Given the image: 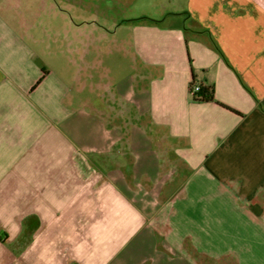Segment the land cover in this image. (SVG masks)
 Here are the masks:
<instances>
[{"label": "crops", "instance_id": "crops-1", "mask_svg": "<svg viewBox=\"0 0 264 264\" xmlns=\"http://www.w3.org/2000/svg\"><path fill=\"white\" fill-rule=\"evenodd\" d=\"M59 1L0 0V264H264V0H152L96 100Z\"/></svg>", "mask_w": 264, "mask_h": 264}, {"label": "rangeland", "instance_id": "rangeland-1", "mask_svg": "<svg viewBox=\"0 0 264 264\" xmlns=\"http://www.w3.org/2000/svg\"><path fill=\"white\" fill-rule=\"evenodd\" d=\"M106 1L107 0H73L72 4H67L65 0H60L58 3L64 12L67 24H63L62 39L56 41L57 45H54L55 41L51 37L48 38L47 41V46L52 44L53 48L59 47L65 51L77 48L81 50V48L84 47H89L95 51L96 55L89 57V60L92 58L94 69L91 72L92 79L89 80L88 84H85L88 88L84 93V96L89 95L95 100L103 98V95L108 93L107 88L110 84H117L127 75H131L134 70L132 62L133 57L130 55L129 51L131 47L128 38L129 34H125L123 30L116 33V30L121 29L124 23L123 20L126 18L142 16L146 13L151 14L154 10V6L150 5L152 0H139L136 6L129 8H125L122 5L132 2V0H122L123 3L121 6L119 0H112L108 4ZM74 22L79 24L78 31L68 30V32H65L67 27H71L70 25ZM103 28H110L111 32H113L111 34V40L100 38V33L103 31ZM73 33H78V40L75 39ZM109 49L112 51L110 57L106 55ZM98 53H104L105 55H98ZM76 55L70 56L79 59L80 57H76ZM45 58L52 64L54 63V57L52 55H47ZM62 60L59 66L63 69H67L68 58L62 57ZM175 209L176 208L167 210L166 215L163 218L161 217L164 219L163 223L183 224L184 220L181 214L176 215ZM170 235L180 236L179 238L182 237L181 231H172ZM190 250L193 252L192 254L199 256L197 249L191 248ZM255 252V256L263 258V248H256ZM200 262L203 264H236L227 257L222 260V263H218L215 262V260L208 258L204 259L200 256Z\"/></svg>", "mask_w": 264, "mask_h": 264}, {"label": "trees", "instance_id": "trees-1", "mask_svg": "<svg viewBox=\"0 0 264 264\" xmlns=\"http://www.w3.org/2000/svg\"><path fill=\"white\" fill-rule=\"evenodd\" d=\"M197 83L192 81L190 83V90ZM200 90L199 92L192 95V99L194 102H213L214 101V87L206 86L204 84H199ZM191 94V93H190Z\"/></svg>", "mask_w": 264, "mask_h": 264}, {"label": "built area", "instance_id": "built-area-1", "mask_svg": "<svg viewBox=\"0 0 264 264\" xmlns=\"http://www.w3.org/2000/svg\"><path fill=\"white\" fill-rule=\"evenodd\" d=\"M200 87L198 84L194 85L192 89L190 90L191 95H194L195 93L199 92Z\"/></svg>", "mask_w": 264, "mask_h": 264}]
</instances>
